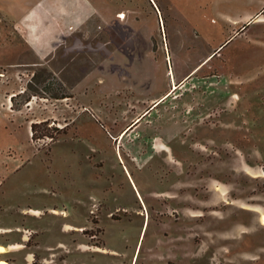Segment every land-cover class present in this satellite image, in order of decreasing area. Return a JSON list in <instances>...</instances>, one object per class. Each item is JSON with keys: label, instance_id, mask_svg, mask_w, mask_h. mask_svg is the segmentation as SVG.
Listing matches in <instances>:
<instances>
[{"label": "rangeland", "instance_id": "1", "mask_svg": "<svg viewBox=\"0 0 264 264\" xmlns=\"http://www.w3.org/2000/svg\"><path fill=\"white\" fill-rule=\"evenodd\" d=\"M83 1L0 0V258L264 264V0Z\"/></svg>", "mask_w": 264, "mask_h": 264}, {"label": "crops", "instance_id": "2", "mask_svg": "<svg viewBox=\"0 0 264 264\" xmlns=\"http://www.w3.org/2000/svg\"><path fill=\"white\" fill-rule=\"evenodd\" d=\"M59 2L58 3H55V0H44V2H42V4H40V7L39 9H41V11L43 12L44 16L47 17V20H49V22L51 21L55 27L57 28L56 29V37L55 38H58L61 36V32H64V24H65V15L68 11H70V7H65L63 2H61L62 0H58ZM75 15H73V18L74 20H79L81 15L82 16H85L86 17V13H87V6L85 4V1L83 0H76V4H75ZM69 15V14H68ZM36 53L39 55L41 52L40 51H37L35 50ZM41 55V54H40ZM160 100V99H158ZM137 119V118H136ZM135 119V121H137ZM139 121H137L138 123ZM126 130V129H125ZM125 130L121 133H126ZM123 134V135H124ZM123 137V136H122ZM120 137V139L122 138ZM163 194H171L169 190H167V188L164 189V191H162ZM161 193V192H160ZM167 198H170V197H167ZM171 199V198H170ZM177 199H171L169 200L170 203L167 204V203H164L166 204L167 206L170 205L169 207H171V205H175L177 202H176ZM173 204H172V202ZM178 206V205H177ZM180 208V207H179ZM171 209H174L175 208H171ZM190 210L193 212L194 209L190 208ZM5 245V244H4Z\"/></svg>", "mask_w": 264, "mask_h": 264}, {"label": "bare ground", "instance_id": "3", "mask_svg": "<svg viewBox=\"0 0 264 264\" xmlns=\"http://www.w3.org/2000/svg\"><path fill=\"white\" fill-rule=\"evenodd\" d=\"M175 88V85H174ZM139 121V120H137ZM124 133L120 134V137L123 136ZM261 222L264 223V214L261 215ZM5 252V247L3 245L0 244V256L3 255V253ZM0 264H9L6 260L0 258Z\"/></svg>", "mask_w": 264, "mask_h": 264}, {"label": "trees", "instance_id": "4", "mask_svg": "<svg viewBox=\"0 0 264 264\" xmlns=\"http://www.w3.org/2000/svg\"><path fill=\"white\" fill-rule=\"evenodd\" d=\"M54 97H56V96H54ZM63 97H65V95L64 96L61 95V98H63ZM26 102H28V99L26 100ZM36 126H37V123H31V125H30L31 131H33V133H32L33 138H35L34 134L36 132V129H35ZM64 128H65V126H63L60 130L64 131ZM56 130H59V129L56 128ZM43 135H45V134H43ZM50 137L53 138L52 135ZM4 260H6V259H4Z\"/></svg>", "mask_w": 264, "mask_h": 264}, {"label": "water", "instance_id": "5", "mask_svg": "<svg viewBox=\"0 0 264 264\" xmlns=\"http://www.w3.org/2000/svg\"><path fill=\"white\" fill-rule=\"evenodd\" d=\"M218 49H219V48H218ZM211 55H212V54H210L209 56H207V57H206V59H205V60H203V61L201 62V64H202V63H204V62H206V61H207V59H208V58H209ZM199 65H200V64H199Z\"/></svg>", "mask_w": 264, "mask_h": 264}]
</instances>
